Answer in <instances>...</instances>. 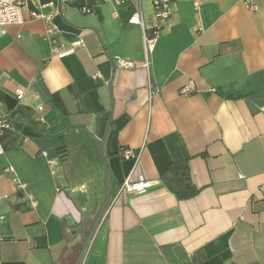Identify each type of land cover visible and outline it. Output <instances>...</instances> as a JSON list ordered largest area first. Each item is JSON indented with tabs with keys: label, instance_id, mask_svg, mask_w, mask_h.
<instances>
[{
	"label": "crops",
	"instance_id": "obj_1",
	"mask_svg": "<svg viewBox=\"0 0 264 264\" xmlns=\"http://www.w3.org/2000/svg\"><path fill=\"white\" fill-rule=\"evenodd\" d=\"M34 1L60 48L27 11L0 36V264H76L107 186L84 264H264V0H175L149 52L151 0ZM128 176L153 184L118 197Z\"/></svg>",
	"mask_w": 264,
	"mask_h": 264
},
{
	"label": "built area",
	"instance_id": "obj_2",
	"mask_svg": "<svg viewBox=\"0 0 264 264\" xmlns=\"http://www.w3.org/2000/svg\"><path fill=\"white\" fill-rule=\"evenodd\" d=\"M101 1L104 3L113 4L114 6H121L123 4H126L129 0H101ZM136 1L137 3H139V0ZM151 3H152L153 15L156 22V26H155L154 35L146 40V49L148 52L153 48L160 24L169 20L171 16L172 7L175 4V0H151ZM247 5L250 11L256 10L255 5L250 4L248 2ZM25 11L29 12L32 19H39L45 22L46 33L48 35V40H49L50 35H52L55 30V28L50 24L52 19V14H42L41 12H39V8L34 0H0V36L5 34L6 28L9 25L23 24L25 22L23 18V12ZM85 12H88V10H85ZM129 22L134 25H142V13L139 6L134 10L133 14L130 16ZM50 42L52 43L53 50H59L60 47L58 46L55 40L50 39ZM81 45L82 42L80 40L72 44L73 47H80ZM117 64L119 67H127V68L132 67V64L128 62L118 61ZM191 87L192 86L189 85L181 89L180 95L187 97L189 95ZM14 95L17 101H20L23 96V91L21 89H16L14 91ZM39 110L41 109L39 108ZM14 129H15V125L12 123L9 116L6 113L0 111V156L3 154L2 138L7 132L12 131ZM122 157L124 159H129L131 157V152L129 150H125L122 154ZM49 165L50 168L53 170V173H54V169H56V167L59 166L58 163L54 160H50ZM5 172L11 174L13 173V169L9 167L5 170ZM152 184L153 182L144 180L143 178H138L136 180H133L130 176H128L118 187L117 196L119 197L120 195L130 194V193H137V194L142 193L147 189H149L152 186ZM106 213L107 211L104 210V212L100 217L98 225L103 222ZM93 237L91 238L86 249L84 250V253L78 264L85 263V259Z\"/></svg>",
	"mask_w": 264,
	"mask_h": 264
},
{
	"label": "trees",
	"instance_id": "obj_3",
	"mask_svg": "<svg viewBox=\"0 0 264 264\" xmlns=\"http://www.w3.org/2000/svg\"><path fill=\"white\" fill-rule=\"evenodd\" d=\"M31 124L37 126L35 123ZM161 181L178 201L189 200L199 192L190 180L187 159L170 163L167 170L161 175Z\"/></svg>",
	"mask_w": 264,
	"mask_h": 264
},
{
	"label": "water",
	"instance_id": "obj_4",
	"mask_svg": "<svg viewBox=\"0 0 264 264\" xmlns=\"http://www.w3.org/2000/svg\"><path fill=\"white\" fill-rule=\"evenodd\" d=\"M108 201H109V189H108V186H107V194H106V200H105V203H104V205H103V207H102V209H101V211H100V213H99V216H98L97 220L95 221V223H94V225H93V227H92V229H91L90 235H89V237H88V239H87V241H86V243H85V245H84V247H83V250H82L80 256L78 257V260H77L76 264H78V262L80 261L82 255H83V253H84V250L86 249L88 243L90 242L91 238L93 237V234H94V232H95V230H96V228H97V226H98V223H99L100 217H101L102 213L104 212V210H105V208H106V206H107V204H108Z\"/></svg>",
	"mask_w": 264,
	"mask_h": 264
}]
</instances>
